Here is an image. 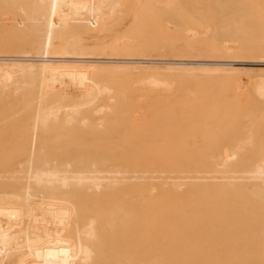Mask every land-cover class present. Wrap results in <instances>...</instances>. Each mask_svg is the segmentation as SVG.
<instances>
[{"label":"bare ground","instance_id":"6f19581e","mask_svg":"<svg viewBox=\"0 0 264 264\" xmlns=\"http://www.w3.org/2000/svg\"><path fill=\"white\" fill-rule=\"evenodd\" d=\"M0 5V264H264V0Z\"/></svg>","mask_w":264,"mask_h":264},{"label":"rangeland","instance_id":"374dc122","mask_svg":"<svg viewBox=\"0 0 264 264\" xmlns=\"http://www.w3.org/2000/svg\"><path fill=\"white\" fill-rule=\"evenodd\" d=\"M5 6H7V5H5ZM1 7H4V6H3V5H0V8H1ZM8 7H9V8H8ZM7 8H8V9H11V8H10V5H8ZM4 9H6V8L0 9V17H1V18H0V21H1V22H0V35H2V34H3V35H4V34L6 35V34H7L6 31H7L8 33L10 32V34H12L11 32L14 31V30L12 29V26L14 27V25H15V23H16V21L14 20V13H15V11L13 12V9H12V11H11V10H10V11L7 10V11L11 14V15H10L6 10H5V12H4V11H3ZM1 10H2V11H1ZM1 12H2V13H1ZM12 12H13V14H12ZM16 12H17V11H16ZM4 13H5V14H4ZM1 14H2L3 17L1 16ZM6 14H9V16H7ZM15 14H16V13H15ZM5 15H6V16H5ZM12 16H13V17H12ZM4 17H5V18H4ZM11 17H12L13 19H12ZM7 18H8V20H7ZM11 19H12V20H11ZM10 20H11V23H13V21H15L14 24H12V26H10V25H9L10 23H8V21H10ZM2 21L4 22L5 25L3 24ZM19 22H20V20H19ZM19 22H17V24H19ZM21 23H22V22H20V24H19V25H20V29H21ZM8 25H9V26H8ZM18 27H19V26H18ZM16 28H17V27H16ZM16 28H15V29H16ZM1 30H2V31H1ZM17 30H18V28H17ZM14 33H18V31H17V32L14 31L13 34H14ZM18 34H19V33H18ZM3 35L0 36V37H1V39H0L1 41H2V40L10 41V39L12 40V38H13V36L10 35L9 37L7 36L8 39L6 40V39H4V38H6V36L4 35V36H5V37H4ZM16 35H17V34H16ZM16 35H15V37H17ZM3 37H4V38H3ZM10 37H11V38H10ZM15 39H16V38H15ZM13 40H14V39H13ZM7 43H8L7 48H6V43L3 44V45L5 46V49H8V47H10V49L12 48V50H13V49L17 50L16 45H15L14 42H13V43L7 42ZM10 44H11V45H10ZM12 45H15V47H13ZM4 46H3V47H4ZM11 46H12V47H11ZM143 57H145V56H143ZM143 57H142V59H128V60H153V61H156V62L158 61V59H155V58H154V59H145V58H146V57H145V58L143 59ZM115 58H116V59H115ZM130 58H131V57H130ZM150 58H153V57H150ZM99 59H100V60L103 59L102 61H108V60H109V61H111V62H115L116 60H120V59H118V56H115V55H113V56H112V55H109V56H107V57H104V58L102 57V58H99ZM105 59H106V60H105ZM125 60H127V59H125ZM228 60H229V59H228ZM233 60H234V59L230 58V62H233ZM27 73H28V72H27ZM27 73H26V74H27ZM26 74H24L25 77H24L23 79H25V78L28 76V74H27V76H26ZM29 77H30V76H29ZM33 77H34V76H33ZM20 80H21V79H20ZM23 81H24V80H23ZM31 81H32V80H31ZM16 82H19V81L16 80ZM16 82H15V84H14V83H10V84H8V86L6 85V87H5V86H1L2 88H1V87H0V88L3 89V87H4L5 94H9V93H10L9 95H12V96L14 97V95L17 94L16 91L18 90V88H17L18 85H20V86L22 85L21 83H16ZM20 82H21V81H20ZM30 84H31V83H30ZM13 85H14V86H13ZM25 86H26V87H29V86H27V85L24 84V89L27 90V89L25 88ZM22 87H23V86H21V88H22ZM6 88H7V89H6ZM4 90H3V91H4ZM15 90H16V91H15ZM22 90H23V88H22ZM9 91H10V92H9ZM23 91H24V90H23ZM0 92H2V91L0 90ZM14 92H15V93H14ZM3 94H4V92H3ZM0 95H1V93H0ZM1 96H2V95H1ZM6 96H8V95H6ZM12 96H11V98H13ZM0 98H1V97H0ZM4 98H5V96H2V99H3V100H4ZM6 98H7V97H6ZM9 98H10V96H9ZM9 98H7L6 101H5V100H4V101H0V109H4V108L6 109V105H5V104H8V102L12 104V100L9 99ZM14 100H15V99H13V103H15ZM1 102H2V103H1ZM6 102H7V103H6ZM11 104H9V105H11ZM12 105H14V104H12ZM0 111H1V110H0ZM10 123H11V121H10ZM10 123L7 122V124H9V128L7 127V130H6V131L0 136V143L2 142V144H7V142H4V143H3V141H4V140L9 141L8 139L11 138L10 141H9V143H8V146L10 145V147H8V146L6 145L7 147L5 146V147H6L5 150H6L7 148H9V149L12 148V149L10 150V152H8L9 149H7V150H6V151L8 152V153H7V152L4 150V148H3V150H4L6 153L3 154L2 156H0V159L3 158V157H4V158H3L4 160H7V159H8L7 162H10V161H11V158L13 157V156H12L13 145H12V147H11V144H13V142H12V139H13V138H12V136L14 137V132H15V130H14V124L12 123L13 126H11ZM10 126H11V127H10ZM13 141H14V140H13ZM10 142H12V143L10 144ZM4 151H3V153H4ZM9 153H10L11 155H10ZM8 154H9V157H6V156H8ZM10 156H11V157H10ZM5 157H6L7 159H6ZM12 161H13V160H12ZM12 161H11V162H12ZM11 162H10V163H11ZM6 164H7V165H5V166L3 167V168H6V169H4V170L6 171V172H5V175L11 173V172H9V170L13 167V166H10V168H8V167H9V166H8L9 164H8V163H6ZM12 164H13V163H12ZM10 165H11V164H10ZM7 166H8V167H7ZM7 168H8V172H7ZM0 169H1V168H0ZM10 171H12V170H10ZM2 172H3V171H2V169H1V170H0V174H2ZM3 173H4V172H3ZM3 175H4V174H3ZM5 175H4V176H5ZM9 188L12 189V185H11V187L9 186ZM6 189H8V186H7ZM8 190H9V189H8ZM149 218H150L151 220L153 219V217L148 216V220H149V221H150ZM142 219H143V221H141ZM144 219H145V218H141V220L139 219L140 221L138 220L139 223H142V222H143L139 227H141V226L143 227V226H144V227H146V229L148 228V231H146V233L150 232L151 230L154 231L155 229H156V231H158V229H159V231H158L159 233H158V232L155 233V232H156V231H155V232H154L155 234L153 233L154 236H153V237H150V238H152V239H154V240H156V238H157V241H158V239H159V238H158V234L160 235V236H159V237H161V238L159 239V240H160V241H159L160 243L155 242V244H158V247H159V248H156V247H154V248L159 249V250H162L163 253L165 252V250H167L168 248H170V249H168V251L170 252V250H171V252H170L171 254H168V255H167V256H169L168 260L164 261L166 255H164V254L162 253V254L164 255V260H163L164 263H163V261H162V262H156V260H161V259H163V258L161 257V255H162L161 252H158V254H157V252H156V254H155L156 256H157V255H158V256L160 255L159 257H161V259H158V258H159L158 256H157V258H156L154 255H150L149 250H150V251H152V250L158 251V250H156V249H154V248L152 247V245H153L152 242L147 243V245H146V243L143 244V246H144V245H145V247L147 246V247H146V249H147L146 251H148L149 253H148V252H145L146 254L143 255V254H140L141 252H140V253L138 252V254H134V251H132L131 249L134 250V248L136 247V245L133 244V245H134V248H132V247H133L132 245H131L130 248H129L128 246H129L130 243H131L130 241H132V239H133V236H132V235H134L135 233H131V234H132V235H131V236H132V239L129 238L130 236H128V233H127V235H125V234H126L125 232H124L125 234H123V233H119V234L121 235V236L119 235V237H117L118 235L116 236V234H118V233H115V235H114V234H113V235H114V237L116 236L117 238H116L115 240H112V241H113L112 243H114L115 241H119V240H120V241H119V244H118L117 242H115V244H112V243H111V244L114 245V246L121 245V246H119V247H121V248H126V250H127V248H128L127 251H130V250H131V251H132L131 254H132V253L134 254V256L131 255V261H135L136 264H138L137 262H139V261H140L141 263L144 264V262H142V261L145 260V261L147 262V259H150V260H148V261H151V260L153 261L154 258H155V261H154V262H155L156 264H158V263H159V264H161V263H162V264H166V262H168L169 260H170V261L173 260V259H170L171 257H173V256L175 257V255H174L172 252H174V253L177 252L176 255L178 256V259H179V255H178V253H179L180 251L177 250L178 248H175V249H176V252H175V249L173 248V246H174V242H172V241H174V240H171V239L168 240V238H167V236H168V237H171L170 231H175L174 229H176V228H172L173 230H172V229L170 230V228L167 227L168 231H167V229H166L165 232H163L164 229H165V227H163L164 229H162V227H158V228H157V227H153V229H152V227H151V229L149 230V226H148V224H150L151 222L147 224V223H145ZM146 219H147V217H146ZM176 219H177V218H174V220H176ZM182 219H184V218L179 219V221L182 220ZM185 219L188 220L187 218H185ZM135 220H136V219H134V221H135ZM160 220H161V222H162V219H160ZM160 220H158V221H160ZM165 220H166V219H165ZM168 220H169V219H168ZM171 220H173V218H170V221H171ZM174 220H173V221H174ZM186 220H184V221H186ZM146 221H147V220H146ZM149 221H148V222H149ZM156 221H157L156 218H155V222H154V219H153L152 222H154V225L157 224ZM163 221H164V219H163ZM176 221H178V220H176ZM182 221H183V220H182ZM136 222H137V220H136ZM161 222H159V223L161 224ZM144 223L146 224V226L143 225ZM155 223H156V224H155ZM137 227H138V226H137ZM137 227H136V228H137ZM139 227H138V228H139ZM144 227H143V229H144ZM160 228H161L162 230H160ZM132 229L134 230L135 228H132ZM143 229H140V228H139V229H135V230H136V233H137L139 230H141L140 232L144 231ZM146 229H145V230H146ZM185 229H186V228H185ZM185 229L183 228L182 232H183ZM135 230H134V232H135ZM177 230H178V229H177ZM179 230H180V231H179ZM179 230H178V231L181 233V229H179ZM195 230H196V229H193V230H192V231H194V236H195V233L197 232V231L195 232ZM125 231L128 232L129 230H125ZM131 231H132V230H131ZM152 231L150 232L151 234H152ZM161 231H162V233H166V235H167V234H170V236H169V235L166 236V235H164V234L162 235V233H160ZM166 231H167L168 233H167ZM186 231H187V229H186ZM186 231L183 232V235H186V236H187V232H186ZM190 231H191V229H190ZM190 231L188 230V232H190ZM192 231H191V233H193ZM129 232H130V231H129ZM140 232H138L137 235H138ZM175 232H176V231H175ZM142 233H143V236L145 235V236H144V238H145L144 241L150 239V238L146 239V236L149 235V233H148L147 235L145 234V232H142ZM171 233L173 234V232H171ZM184 233H185V234H184ZM140 234H141V233H140ZM188 234L190 235V233H188ZM196 234H197V233H196ZM111 235H112V234H111ZM113 235H112V236H113ZM156 235H157V237L154 238ZM126 236H128V237L126 238ZM138 236H139V235H138ZM138 236H137V237H138ZM143 236L140 235L139 238H137V237H136V238H137L138 241H139V240H140V237H143ZM151 236H152V235H151ZM162 236H166V237H162ZM181 236H182V234H181ZM190 236H192V237L194 238L193 235H190ZM196 236H197V235H196ZM196 236H195V238L198 237V236H197V237H196ZM120 237H125L126 240L123 239V240L125 241L124 243H126V241H129V244L126 243V245H124V244L122 245V243H123L122 239H119V240H118V238H120ZM134 237H135V236H134ZM147 237H148V236H147ZM188 237H189V236H188ZM136 238H134L133 241H135ZM189 238H190V237H189ZM193 238H191V239H193ZM142 240H143V238H142ZM138 241H135V243H137V244L140 246V244H142L141 242H143V241L140 240V241H141V242L139 241L140 243H139ZM149 241H151V239H150ZM152 241H153V240H152ZM166 241L172 242L173 244H170L169 242H166ZM188 241H189V240H187V242H186V241H184V242L188 243ZM194 241H196V240H193V243H194ZM121 242H122V243H121ZM145 242H146V241H145ZM161 242H162V244H163V243H167V245H169V246H170V245H171V246L173 245L172 248H173L174 250H173L171 247H167V248H165V247H166V244H163V245H162ZM189 242L192 243L191 241H189ZM132 243H133V242H132ZM132 243H131V244H132ZM153 243H154V242H153ZM168 243H169V244H168ZM186 243H185V245H186ZM193 243H192V246H193ZM195 243H197V242H195ZM148 244H149V245H148ZM150 244H151V245H150ZM159 244H160V245H159ZM138 245H137V246H138ZM161 245H162V246H165V247H163L165 250L161 247ZM175 245H177V242H176ZM196 245H197V244H195V247H196ZM122 246H124V247H122ZM149 246H150V247H149ZM153 246H156V245H153ZM178 246H179V245H178ZM186 246H189V243H188V245H186ZM192 246H191V247H192ZM108 247H109V246H108ZM108 247H107V251H108V250H111V249H114V250H115V247H114V248H111V249H110V248L108 249ZM111 247H113V246H111ZM117 247H118V246H117ZM140 247H142V246H140ZM140 247H138L139 249L135 248V252L139 251V250H140ZM145 247H143V249L141 248L142 250H140V251H143V252H144ZM160 247H161V249H160ZM193 247H194V246H193ZM150 248H153V249H150ZM197 248H199V247H196L195 249H197ZM116 249H117V254H118V249L120 250V248H116ZM129 249H130V250H129ZM195 249H194V250H191L192 252H190L191 255H192V253H193L194 255L196 254L195 257H194V255H193L194 258H196V256H198V253L200 254V252H199L198 250L195 251ZM121 251H123V252H121ZM121 251H120L121 253H125L124 249L121 250ZM193 251H194L195 253H194ZM197 251H198V253H197ZM108 252H109V254H112V253H113V252L111 253L110 251H108ZM114 252H115V251H114ZM143 252H142V253H143ZM248 252H249V251H248ZM250 252H251V251H250ZM151 253L154 254L153 252H151ZM166 253H167V251L165 252V254H166ZM115 254H116V253H114V255L112 256L113 259H115L116 257L118 258V256H116ZM129 254H130V252H129L127 255L125 254L126 257L129 256ZM139 254H140V256H139ZM147 254H149L150 257H148L149 255H147ZM188 254H189V252H188ZM190 254L187 255V256H189L188 258H191V257H192ZM118 255H120V253H119ZM125 255L123 254V256H125ZM136 255H138L140 258H139L138 256H136ZM172 255H173V256H172ZM135 256H136L137 258H136ZM143 256H144L145 258H143ZM170 256H171V257H170ZM177 256H176V257H177ZM129 257H130V256H129ZM141 257L143 258L142 261H141ZM151 257H152V258H151ZM174 257H173V258H174ZM127 258H128V257H127ZM133 258L136 259V260H137V259H139V260H137V262H136V260H134ZM166 258H167V257H166ZM174 259H175V258H174ZM181 259H182V258H180L179 260H177V258H176L175 260L177 261L178 264H184L183 261L185 262V259L182 260V262H180ZM191 259H192V258H191ZM191 259H189V260H191ZM116 260H117V259H115V261L113 260L114 262H113L112 264H116V263H115ZM194 260H195V259H193L191 262H194ZM152 261H151V263L148 262L147 264H152ZM170 261H169V262H170ZM173 261H174V260H173ZM173 261H171V263H172ZM186 261L188 262L187 264H190V263H191V262L188 261V259H186ZM196 261H199V259H197ZM196 261H195V262H196ZM111 262H112V261H111ZM140 262H139V264H140ZM154 262H153V264H154ZM169 262H168L167 264H169ZM195 262H194V263H195ZM106 263H108V261H107ZM106 263H105V264H106ZM130 263H131V264H135V263H133V262H130ZM171 263H170V264H171ZM173 263L175 264L176 262L174 261ZM108 264H109V263H108ZM191 264H193V263H191ZM198 264H199V263H198ZM201 264H202V263H201Z\"/></svg>","mask_w":264,"mask_h":264}]
</instances>
